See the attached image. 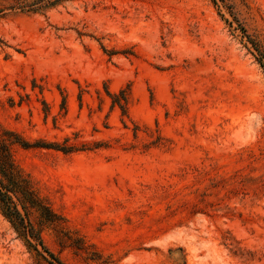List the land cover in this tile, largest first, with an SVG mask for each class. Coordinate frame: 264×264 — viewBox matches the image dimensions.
Returning <instances> with one entry per match:
<instances>
[{
    "label": "rangeland",
    "instance_id": "rangeland-1",
    "mask_svg": "<svg viewBox=\"0 0 264 264\" xmlns=\"http://www.w3.org/2000/svg\"><path fill=\"white\" fill-rule=\"evenodd\" d=\"M12 2L0 133L63 264H264V0ZM43 256L0 211V264Z\"/></svg>",
    "mask_w": 264,
    "mask_h": 264
},
{
    "label": "trees",
    "instance_id": "trees-1",
    "mask_svg": "<svg viewBox=\"0 0 264 264\" xmlns=\"http://www.w3.org/2000/svg\"><path fill=\"white\" fill-rule=\"evenodd\" d=\"M65 1L71 0H13L9 7L36 12L53 8ZM241 29L246 34L245 29L243 27ZM251 42L258 52V61L264 67V51L261 45L253 40ZM118 103L124 111L125 104ZM16 142L23 146L31 145L13 131L4 130L0 133V211L11 222L18 235L25 240L29 249L43 256L40 246L53 259L48 260L43 256L49 264H63L45 244L41 229L42 223H56L60 219V214L39 194L32 179L17 164L13 153V144ZM34 211L38 213L40 225H36L31 219Z\"/></svg>",
    "mask_w": 264,
    "mask_h": 264
}]
</instances>
